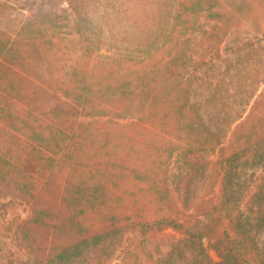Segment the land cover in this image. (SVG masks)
Here are the masks:
<instances>
[{
  "label": "trees",
  "instance_id": "trees-1",
  "mask_svg": "<svg viewBox=\"0 0 264 264\" xmlns=\"http://www.w3.org/2000/svg\"><path fill=\"white\" fill-rule=\"evenodd\" d=\"M231 4L264 26V0ZM230 21L211 28L226 33ZM75 24L76 39L31 19L14 34L0 26V197L31 210L19 223L21 264H107L118 249L114 264H176L188 250L189 264H264V92L223 141L191 99L193 73L176 52L101 55ZM47 94L54 102L43 108ZM181 139L212 157H190L173 188L168 164ZM245 165L261 169L243 201ZM146 243L168 248L155 257Z\"/></svg>",
  "mask_w": 264,
  "mask_h": 264
},
{
  "label": "rangeland",
  "instance_id": "rangeland-1",
  "mask_svg": "<svg viewBox=\"0 0 264 264\" xmlns=\"http://www.w3.org/2000/svg\"><path fill=\"white\" fill-rule=\"evenodd\" d=\"M73 1L80 14L77 20L68 0H0V26L14 34L22 23L31 19L42 29L49 27L48 31L59 35L64 32L66 37L76 39L75 23H79L85 34L92 36V48L98 47L96 53L101 55L119 57L118 52L129 53L130 48L139 47L163 55L176 52L193 73L191 99L207 126L225 131L221 137L223 141L247 114L254 99L264 92V26L258 27L252 22L244 5L241 11L233 10L231 1L241 0ZM226 16L231 20L226 33L221 28H211L218 18L226 19ZM53 102L52 95L47 94L40 106L46 108ZM179 142L168 164L173 188L188 169L190 157L203 160L212 157L189 150L187 139ZM203 168L205 171L208 165ZM260 169L261 165H245L241 170L238 193L244 197L243 201ZM203 178L199 176L193 180L190 204L202 192ZM216 193L217 187L211 194L215 196ZM30 214L25 202L14 197H0V264H21L28 258L20 243L19 223ZM165 232L180 236L171 229ZM202 241L207 245L208 237L204 236ZM258 243L264 246V229L258 234ZM146 247L155 257L168 248L161 244L155 249L153 243H146ZM193 253L188 250L176 264H189ZM208 253L212 259H218L214 250L208 249ZM121 255L118 249L107 264L120 261Z\"/></svg>",
  "mask_w": 264,
  "mask_h": 264
}]
</instances>
